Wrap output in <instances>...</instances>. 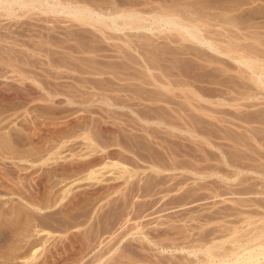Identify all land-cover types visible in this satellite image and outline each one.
I'll list each match as a JSON object with an SVG mask.
<instances>
[{
    "label": "rangeland",
    "instance_id": "rangeland-1",
    "mask_svg": "<svg viewBox=\"0 0 264 264\" xmlns=\"http://www.w3.org/2000/svg\"><path fill=\"white\" fill-rule=\"evenodd\" d=\"M163 2L164 1L156 2L157 5L162 6V8H164L163 10H168L166 8V5L168 7H170L172 5V3L170 1H165L164 3ZM184 2H186V3H184ZM188 3H189V7H186V6H188L187 5ZM173 4H174V6L172 5L171 6L172 8L171 7L170 8L174 9V10L183 11L184 7L188 8L187 9V10H189L188 12L189 13L192 12V13H191V15L189 14L190 16H188V15L187 16L188 17H194L196 19V22H200V21H198L197 18L199 15H201L202 12H203V15L207 14L209 16V17H206V19H209L212 17L217 19V21L220 19L219 20L220 22L221 21L224 22V24L221 22L223 24V26H226L225 25L226 24L225 21H227L226 19H228V20L234 19L238 29H237V27L234 29L229 24H227V27L228 26L230 27V28L228 27L229 31L232 29L230 31V33L233 31L232 34H234V32H238V34H239L238 39H240V40H238L239 43L240 44L243 43L244 45H247V44L249 45V43L250 44L255 43L254 47L256 49H259L257 51V56H258L259 51H260L259 55L261 54L262 50L264 51V44H263L264 43V0H176L175 2H173ZM190 5H193V7ZM173 7H176L178 9H175ZM179 7H180V9H179ZM192 8H194L195 10ZM193 10H194V12H193ZM196 10L198 11V13ZM22 12H24V11H22ZM22 12L19 9L14 13L15 16L11 15L12 17H10V16L7 17V15L6 16L0 15V36L2 35L1 36L2 39L0 38V40H2V41H0V58H1L0 59V117H1L0 118V125H1L0 126V264H171L172 260H173L172 264H177V263L178 264H193V263L194 264H202L201 258L203 256L199 252L201 250H199V248H197V250H196V248H192L193 244H194V246H196L198 244L199 245L202 244V242L203 243L205 242L204 244L206 245L209 238H210V240L208 242L209 244L206 246H209L210 243L213 244L215 242L214 244H217V243L219 244V243H222L221 241H223L225 246H224V244H222V245L224 246L225 249H228L231 245L230 242H228L229 237H230V241H232L231 239L234 237L232 234H234V232L235 233L238 232L237 233L238 236L235 235V237L237 236V237H241V239L242 238L245 239V240L242 239V241L240 240L242 242V244H245V242L243 243V241H246V243H247L246 239L251 237L248 235H251L252 234L251 232L254 233V231H256V227H259L258 225H260L264 221V219L261 221V219L264 217V209H263L264 204H262V201L264 200L263 199L264 198V194H263L264 193L263 192L264 191V186H263L264 184H262V183H264V174H263L264 173V170H263L264 166L262 167V165H264V136H263L264 135V125L260 124L259 121H257L256 119L253 118L254 113H255L254 114L255 116L257 115L256 112H254V111H257V113L259 112V114L261 112H263V113H261V115L264 116V88H259L258 90L253 88V91L256 90L259 94L255 91L256 95L251 96L249 99H246V100L242 99V100H239V101L234 103L232 99H233V97L234 98L236 97L235 94L234 93L233 94L232 93L227 94L228 89L226 87L220 86L217 83L214 84L213 82H216V81L219 82V80H217V79H220L221 81H223L225 77H228V74L230 72L229 76L232 75L231 77L234 79V81L237 78L236 82L239 83V81H240V84H239L240 86H242V85L244 86L245 83H246L245 86H247L248 84H250L252 86L253 83L249 80H246V81L243 80L245 83L241 84L242 79H238L236 71L234 72V70H236L235 67H237V64L232 59L230 60V58H227L226 56L219 55V57L224 58L223 61L225 60L226 63H228V64H226V66L228 65V67L229 66L230 67L235 66V67H234V69H233V67H231V71L227 72L228 74L225 73L224 76L223 75L217 76L218 73L217 74L215 72L212 73V70H211L212 67L216 68L218 66V64H212L213 66L210 65V66H208V68H205V67H207L205 65V64H207L205 61L202 60L203 61L202 62L200 60V63H199V61H198L199 59H196V57H194L195 55L193 52H195V51H193V49H192L193 52H191L190 56H189V53L186 56H185V54H181V55L177 54L176 63L178 65L176 63H174V66H175V64L177 66V67H174L173 65H171V63L174 62L176 55H173V57L174 56L175 57L173 58L174 60L172 62H171V58H172L171 55L175 54L177 52L180 53L179 49H181V45L184 46V48L186 47L185 45H187V47L185 48L186 50H187V48H190L191 47V45L189 44L190 42L187 41L185 44L180 39L174 40L178 35L176 36L174 34L176 36V37H174V35H172L174 32L172 33L171 30H169V31L167 30L169 33H171V34H168V32L166 31L167 28L166 29H165V27L163 28L162 24H157L156 21L153 20L154 15L151 13H147V12L144 13V14H146V16L143 14L144 17L146 18V23L148 22L146 24L147 27L150 28L152 26V22H153V23L157 24V25L154 24V26L163 32H160L159 30L155 29L154 26H153L154 29L151 27L150 29L146 28L144 30L143 29L139 30V34H137L138 33L137 30H134L135 32L132 30L134 33L129 31V33H131L132 35L134 34L135 37L141 38L137 41L136 38L134 37L133 39H134V41L136 40V42H133V41H128L127 39H129V38L123 39L124 37L129 36L131 38L129 40H133L131 35H129V33H127V35H125L124 33L119 32V33H116V35L118 34L116 36L115 33L112 34V32H109V31H107L108 35H106L107 34L106 32L104 34L106 35V37L109 36V38L112 36L113 39L107 40L108 38L106 39L105 37H103V36H105L104 34L101 33L103 35V36H101L99 31L94 30L95 28L94 29H93V27L89 28L90 25L89 26L83 25V24H80L79 22L73 21L72 19H71L72 20L71 21L69 17H67V16L65 17L64 15H58V16L57 15H51V14L43 15L41 13H38V11H32L33 13L32 12L22 13ZM199 12H201V13H199ZM179 13L182 14V12H179ZM179 13H177V14L179 15ZM177 14L175 16L180 18V15L178 16ZM183 14H185V13H183ZM196 14L197 15L199 14V15L197 16ZM195 15H196V17H195ZM31 16H32V18H31ZM48 16H49V18H48ZM184 16L185 15H183V17L181 16V18H180L181 21H183V20H185V18H187V16H185V17ZM65 18H67V19H65ZM182 18H184V19H182ZM199 18H200V20H202L204 18V16L202 17V15H201ZM206 19H205V21H206ZM20 20H21V22H20ZM17 21H18V23H17ZM185 21H187V20H185ZM185 21H183V22L185 23ZM35 23H36V26H35ZM70 23H71V26H70ZM200 23H202V22H200ZM212 23H213V21H212ZM221 23H220V25H221ZM150 24H151V26H150ZM52 25H53V27H52ZM159 25H160L161 29L159 28ZM27 26H28V28H26ZM37 26L39 27V29ZM223 26H221V27H223ZM68 27L70 30L68 29ZM85 27L87 28V30ZM33 28H35V29L33 30ZM214 28L218 29L217 26ZM223 28H225V30L222 29L221 31L226 32V27H223ZM48 29H50V30H48ZM148 29L150 31L151 30L152 31L150 32ZM219 29H221V28H219ZM155 30H157L158 32ZM236 30H238V31H236ZM62 33H64V35H62ZM110 33H111V35H110ZM226 33H228V31ZM241 33H242V35H241ZM5 34H7V35L5 36ZM119 34H122V35H120L121 37L119 36ZM135 34H137V36ZM162 34H164V35H162ZM243 34H245V35H243ZM34 35H35V37H33ZM75 35H76V37L74 38ZM139 35H142V36L140 37ZM21 36H23V37H21ZM52 36H53V38H52ZM56 36H57L58 40H57ZM116 37H119V39H117ZM142 37H143V40H142ZM253 37L254 38L256 37V38L254 39ZM121 38L123 40H121ZM178 38H179V36L177 37V39ZM257 38H258V40H257ZM11 39H13V40L11 41ZM44 39H45V41H44ZM144 39H145V41H144ZM260 39H262V40H260ZM69 40H71V41H69ZM167 40L173 44L169 43ZM173 40H174V42H172ZM87 41H88V43H87ZM97 41L98 42L100 41V42L98 43ZM125 41L126 42L128 41L129 44H126ZM147 41H150V42H147ZM162 41L165 45L162 43ZM175 41L176 42L181 41V43H176ZM63 42H65V44ZM82 42L86 46L83 45V47H82V44H81ZM104 42H106V43H104ZM123 42H125L126 46ZM140 42L142 44L139 45L138 43H140ZM108 43H110V44H108ZM259 43H260V45H259ZM178 44H180V45H178ZM100 45H101V47H100ZM102 45H103V47H102ZM117 45L120 47H118ZM121 45H124L125 49ZM127 45H128V48H127ZM192 45H194V44H192ZM133 47L135 48L134 49L135 51L133 50ZM140 47H142V48L139 50L138 48H140ZM175 47L179 48V49L178 48L176 49L177 52L175 50H171V49H175ZM35 48H37V49H35ZM93 48H95L96 50ZM157 48H159V49L157 50ZM160 48H162V50ZM41 50H42V52H41ZM88 50L90 52H88ZM114 50H116V52ZM138 50L140 52H142L143 54L146 52V50H147V52L149 51L150 54H152V55L154 53V55H157L156 58L159 56L158 59H159L160 63L158 62V60H156V61L159 63V65H162L161 66L162 69L157 68V67H160L158 65V63L156 64V67H154L155 63L152 65V67H154V69L151 67H148L150 65L149 62H151V61L148 62V60H146V59H148V55L146 54L147 52L145 53L147 56L145 54L143 55V56H146L147 58L145 57V58L140 59L142 57V55H141L142 53L138 54L139 53ZM186 50H184V51H186ZM172 51H174V52H172ZM207 51H208V53L210 52L209 50H207ZM74 52H76V53L74 54ZM126 52H128L129 54H127ZM149 52H148V54H149ZM166 52H167V54H166ZM170 52H172V53L170 54ZM125 53H126V55H125ZM113 54H114V56H113ZM262 54L264 55V52H262ZM262 54H261V56H263ZM62 55H63V57H62ZM69 55H70V57H69ZM129 55H130V57L128 60V59H126V57ZM135 55H136V57H135ZM160 55H162L164 57L161 56V58H160ZM178 55H180V56H178ZM83 56L86 58H84ZM138 56H141V57H138ZM2 57L4 58V60ZM185 57H187L186 58L187 60H188V57H190V58L187 61L185 59ZM69 58H71V59H69ZM262 58L264 59V56ZM143 59H145L144 61H147V62L144 63ZM179 59H181V60H179ZM195 59H196V61H195ZM58 60L60 63L58 62ZM110 60H111V62H110ZM167 60H170V61L168 62ZM18 61H20V62H18ZM67 61H69V62H67ZM80 61H82V62L80 63ZM120 61H122V63ZM225 61H224V63H225ZM37 63H38V65H37ZM124 63H125V65H124ZM138 63H140V64H138ZM146 63L148 64V66ZM168 63H170V64H168ZM186 63H187V66H184V65H186ZM203 63L205 66L203 65ZM98 64H100V66ZM151 64H152V62H151ZM193 64H197V66L193 65ZM79 65H81L82 67ZM120 65H122V66H120ZM165 65L169 68H167ZM219 65L220 66H218V67L223 66L222 64H219ZM91 66H92V68H91ZM112 66L115 67L116 69L113 68ZM134 66H135V69H134ZM180 66H181V68H180ZM18 67H20V68H18ZM36 67H38V68H36ZM88 67H90V68H88ZM102 67H103V69H100ZM109 67L110 68L112 67L115 71L112 70V68H111V70L108 69ZM131 67H133V68H131ZM163 67H166L167 69H170V70L172 69L171 67H174V69H172L173 72H176V69H177L176 73H178L180 71L183 74L190 76L189 78H191L193 80L194 88L196 87L195 89H193V91L197 94H199V92H200L199 95L201 96V98L197 97V96H199L197 94H196L197 96L195 95L197 97L196 98L194 96V94H192L193 92L190 93V95H191L190 97H192L191 99H193V100H194V98H195V100L197 99L195 102L193 100H191V105H190L191 107L189 106L190 108L187 107L188 106L187 104L184 105L186 107L182 106V104L181 105L178 104V103H180L181 100L183 101V99H182L183 96L178 94L179 90H180L179 93L182 92V90H181L182 88H180V89L177 88L178 90L173 89V88L167 90L166 89L167 85L166 86L163 85L164 82H166L165 79L162 81H160L161 78H159V79L157 78L158 80L154 79L155 76L156 77L158 76V72L160 73L159 69L163 70ZM186 67H187V69H186ZM192 67H194V68H192ZM75 68H77V70ZM128 68H129V70H128ZM195 68H197V69H195ZM99 69L101 70V72ZM157 69L159 71H156ZM180 69H182V71ZM190 69H192V70H190ZM132 70L133 71L135 70V71L133 72ZM150 70H152V71L150 72ZM164 70H166V69H164ZM194 70H195V72H194ZM52 71H54V72H52ZM91 71H95V72L92 73ZM106 71L109 73L105 74ZM119 71H120V73H119ZM208 71H210V72H208ZM27 72H29V73H27ZM110 72H111V74H110ZM141 72H143V73H141ZM198 73H200V74L198 75ZM38 74H39V76H38ZM124 74H127L128 77ZM131 74L132 75L135 74L134 75L135 77L133 78V76H131ZM154 74H156V75H154ZM68 75H69V77H68ZM114 75H116V76H114ZM213 75H214V77H213ZM11 76H12V78H11ZM81 76H82V78H81ZM120 76H121V78H120V80H118ZM193 76H195V77H193ZM234 76H236V78H234ZM32 77H34V78H32ZM46 77H48V78H46ZM115 77H117V78H115ZM143 77H144V79H142ZM220 77L221 78L223 77V78L221 79ZM88 78H89V80H88ZM197 78H199V79H197ZM85 79H87V80H85ZM95 79L97 81H95ZM105 79H106V81H105ZM153 80H156L158 82L153 81ZM197 80H199V82L203 81L200 83L204 86H201V84ZM210 80H211V82H209L210 83L209 84L208 81H210ZM91 81H92V83H91ZM146 81H148L149 83ZM159 81L162 82L163 84L159 83ZM6 82H7V84H6ZM113 82H114V84H113ZM150 82H154V84H152V83L150 84ZM126 83L128 84V86ZM138 83L140 86L138 85ZM11 84H12V86H11ZM53 84H55V85H53ZM75 85L78 86V88ZM85 85H86V87H85ZM66 86H67V88H66ZM114 86H116V87H114ZM121 86L126 90H123V88ZM136 87H138V88L140 87L139 88L140 90L137 89L138 91H136V89H134ZM156 87H158V90H156L157 89ZM199 87L201 88L203 93ZM127 88L129 89L130 92L128 91ZM117 89H119V90H117ZM159 89H161L163 92ZM222 89H225L227 91V92L225 91L227 94V97H226L227 99H228V95L230 96L232 94L230 96L231 100H229L230 98L226 101L224 100V99H226L224 97L226 95H225L224 90L222 91ZM250 89L252 90V88H250ZM84 90H86V91H84ZM121 90H123V91H121ZM154 90L162 92L161 93L162 96H161V94H158V92H155ZM169 90H172V91H170L172 93H170ZM204 90H205V92H204ZM245 90H246V88H244V91ZM248 90L249 89L247 87V91ZM62 91H63V93H61ZM133 91L134 92L136 91L139 93L136 94V92L134 93ZM141 91H143V92H141ZM166 91L170 94L175 95V96L172 97L173 95L168 94ZM173 91L175 92V94ZM164 92H165L166 98H165V95L163 94ZM67 93H69V94H67ZM106 93H108V94H106ZM123 93H125V94H123ZM155 93L157 95H160L157 99H155L157 97V95ZM221 93L224 94V96ZM13 94L15 96H13ZM65 94H66V96H65ZM119 94H121V95H119ZM126 94H127V97L125 96ZM177 94L179 96H181L182 98L181 97L178 98ZM130 95H131V97H130ZM116 96H117V100H116ZM121 96L123 98H121ZM124 96H125V98H124ZM144 96L147 98H144ZM169 96H171V97H169ZM13 97H14V99H13ZM118 97L120 98V100L118 99ZM175 97H177L179 100ZM221 97H223L224 99L221 100ZM71 98H72V100H71ZM149 98H151V99H149ZM162 98H163L164 102H163ZM167 98H171L170 99L171 101H168L169 99H167ZM17 99H18V101H17ZM112 99H113V101H112ZM122 99H124V100H122ZM157 100H158V102H157ZM172 100L173 101L175 100L174 103L172 102ZM121 101L124 102V105ZM132 101H133V103H132ZM166 101L169 103L172 102L173 104L172 103L169 104ZM184 101L182 102L183 104L185 103ZM127 102H129V103H127ZM135 102H138L139 104H137ZM153 102H155V103H153ZM192 102H193V105H192ZM207 102L210 103L209 106H208ZM117 103H118V105H117ZM121 103H122V105H121ZM197 103H199V104L202 103V104H200L201 105L200 106ZM242 103H245V104H242ZM251 103H252V106H251ZM261 103H263V105ZM158 104L161 106L164 105V106H162V108H163L162 110H161V106L159 107ZM211 104H213V106ZM234 104L235 105L240 104V106L241 105H245V106H241V107L239 106L238 107V108H240V110H239L238 108H236L237 105L235 106ZM155 105H157L158 108H156ZM177 105H178V107H177ZM143 106H144V108H143ZM153 106L155 108H153ZM192 106L194 107V109ZM146 107H148V108H146ZM179 107H181L182 109H179ZM195 107H197V108H195ZM204 107L205 108L207 107V108L204 109ZM208 107H209V109H208ZM213 107H215V108L213 109ZM152 108H153V110H151ZM186 108L188 109V112H187ZM219 108H222V111H224V112H222L221 109H219ZM89 109H90V111H89ZM111 109H112V111H111ZM147 109L149 112H147ZM155 109H160V110H155ZM164 109H166V110H164ZM176 109L178 110L177 113L175 111ZM189 109H192V110H189ZM201 109H202V111H201ZM215 109H216V112H214V115L216 113L215 116L218 120L215 118V116L213 115V112H212V111H215ZM236 109L239 112H236ZM123 110H124V112H123ZM181 110H183V111H181ZM209 110H210V112H209ZM225 110H226V115H225ZM141 111H143V112H141ZM153 111L156 114H154ZM184 111H186V114L189 115V117L185 114ZM206 112H207V114H206ZM217 112H219V114ZM232 112H234V113H232ZM147 113H149V114H147ZM183 113L185 114V117H184ZM240 113H241V115H240ZM249 113H251L252 115ZM110 114H112V115L110 116ZM177 114H179V115H177ZM180 114L181 115L183 114V115L181 116ZM237 114H239V115H237ZM248 115H250V116H248ZM179 116L182 118H180ZM242 116L243 117L246 116V118L244 117V119H243ZM202 117L203 118L205 117V118L203 119ZM251 117L256 121L253 122L254 120ZM192 118H194L195 120ZM3 119H5V120H3ZM238 119L241 120V122ZM246 119L248 121L250 120V122L246 121ZM251 119H252V121H251ZM123 121H124V123H123ZM170 121L173 122L172 123L173 127L170 126L171 125ZM201 122H202V124H201ZM232 122H234V123H232ZM242 122H244V123H242ZM251 122H253L254 124ZM130 124L133 126V129H132V126ZM141 124L143 125V127ZM179 124H181V125H179ZM233 125H235V126H233ZM255 125H257V126H255ZM224 126H226V127H224ZM191 127H193V128H191ZM119 128L121 129V132H120ZM196 128L198 130H196ZM216 128H218V129H216ZM246 128H248V129H246ZM252 128H253L254 132L252 131ZM126 129H129V130H126ZM222 129H223V131H219ZM135 130H136V132H135ZM155 130H157V131H155ZM192 131H194V132L197 131V132L194 133ZM198 131H200V133ZM151 132L153 135L150 134ZM168 132H169V134H168ZM204 132H205V134H203ZM225 132H227V133H225ZM236 132H238V133H236ZM224 133H225V135H224ZM248 133H249V135H248ZM231 134H233V135H231ZM31 135L34 137L32 138ZM147 135H148V137H146ZM165 135H166V137H165ZM182 135H183V137H182ZM222 135H224V136L222 137ZM247 135L250 136V138L247 137ZM97 136L100 137V139H97L98 138ZM142 136H144V137H142ZM176 136H178V137L176 138ZM254 136L257 138L255 139ZM93 137H94V139H93ZM118 137H119V139H118ZM145 137H146V139H145ZM195 137H197V138L195 139ZM127 138H129L130 141ZM143 138H144V140H143ZM85 139H87L88 141H86ZM258 139H259V141H258ZM104 140H107V142ZM113 140H114V142H113ZM136 140L138 141L139 144L136 142ZM246 140H248V142ZM151 141H153V143ZM236 141L238 143H236ZM250 141H251V143H250ZM111 142H112V145H111ZM141 142H142V144H141ZM187 142L189 144H187ZM206 143H207V145H206ZM178 144L180 145V147ZM212 144H215V145H212ZM146 145H148V146H146ZM164 145H165V147H164ZM221 145L225 146V148L221 149L222 148ZM253 145H255L256 147ZM106 146H108V147H106ZM144 147H145V149H143ZM253 147H254V149H253ZM165 148H168L169 151H167L168 149H165ZM181 148H183V149H181ZM174 149H175V151H174ZM228 149H229V151H228ZM136 150H137V152H136ZM205 150H206V152H203ZM239 150H241V152ZM170 151L172 154L168 153ZM105 152H106V154H105ZM120 152H123V153H120ZM156 152H157V154H156ZM212 152L214 155L211 154ZM235 153L237 155L239 154V156H237ZM241 153H243V154H241ZM181 154H182V156H181ZM233 154H234V156H233ZM118 155H119V157H118ZM218 155H221V156H218ZM235 155H236V157H235ZM171 156H172V158H171ZM229 156H230V158H229ZM240 156H243V158H240ZM244 156H245V158H244ZM156 157H157V159H156ZM213 157H215V158H213ZM252 157H254V160L252 159ZM177 158H178V160H177ZM179 158L181 161L179 160ZM200 159L205 160V161H201ZM214 159H217V160H214ZM246 159H248V160H246ZM250 159H252L253 161ZM144 160H146V161L149 160V162H146ZM157 160H159V161H157ZM237 160L239 162H237ZM240 160H242L243 163ZM151 161H152V163H151ZM199 161H201V162H199ZM175 162L178 164H176ZM189 162H190V164H189ZM207 162L208 163L210 162L212 164H210V163L208 164ZM185 164H188L187 166H189V165L190 166L187 167ZM242 164L245 165L247 168L244 167ZM169 165H171L173 167H174V165H176L178 170L177 169L170 170L172 168ZM240 165H241V167H240ZM183 166H184V168H183ZM191 166H192V169H191ZM215 166H217V167L213 168ZM162 167L164 169H162ZM180 167H181V169H180ZM168 168H170V169H168ZM206 168H208V169H206ZM226 168H227V170H226ZM194 170H196V171L198 170L199 172L197 171L198 172L197 173ZM202 171H204V172L206 171V172L204 173ZM230 172H231V174H230ZM249 175H250V177H249ZM174 176L176 177V180L178 182H176V180L173 179V178H175ZM251 176H253L252 177L253 180L251 179ZM255 176H258V177L256 178ZM152 177H153V179H152ZM213 178L215 180H213ZM238 178H240V180ZM172 181H174V182H172ZM258 181H260V182H258ZM195 183H196V185H195ZM159 184H160V186H159ZM172 185H173V188H172ZM246 185H248V186H246ZM261 185H262V187H261ZM151 186L152 187L154 186V187L152 188ZM226 186H227V188H226ZM192 188H193V190H192ZM209 188L210 189L214 188V189L210 190ZM255 188H257V189H255ZM148 189H149V191H148ZM153 189H155V190L153 191ZM187 189L189 191H187ZM166 191H167V193H166ZM258 191H260V192H258ZM154 192H156V193H154ZM219 192H221V193H219ZM205 194H206V196H205ZM218 194H220V195H218ZM203 195L205 197H203ZM244 195L246 197H244ZM260 195H262V196H260ZM251 196H252V198H251ZM237 197H239V198H237ZM240 197H241V199H240ZM202 198H204V199H202ZM233 198H236V199H233ZM245 198H246V200H245ZM157 199H159V200H157ZM237 200L238 201L242 200V201L240 203ZM250 200L251 201L253 200L252 202H255L256 204L252 203ZM192 201H193V203H192ZM235 201H236V203H235ZM246 201H249V203ZM155 202H157V203H155ZM243 202H244V204H242ZM259 204H260V206H259ZM262 206H263V208H262ZM239 208H241V209H239ZM250 210H251V212H250ZM259 211L262 212L263 214L259 213ZM245 212H247V213H245ZM255 212H257V213H255ZM186 213L189 215H187ZM228 213H230V214H228ZM214 214L216 215V217L214 216ZM220 214H223V215L221 216ZM236 214H238V215H236ZM205 215H207V216H205ZM236 217L237 218L239 217L238 218L239 220ZM227 218H229V220ZM235 218H236V220H235ZM257 218H259L260 220ZM212 219H214V220H212ZM227 220H228V222H226ZM252 220H253V222H252ZM211 221L212 222L214 221L215 223L214 222L212 223ZM203 222H205V223H203ZM232 225H234V226H232ZM247 225L249 227H247ZM250 226H252V227H250ZM261 226L262 227L264 226V222L261 224ZM228 227H230V228H228ZM236 227L238 229L237 231H236ZM167 228H168V230H167ZM211 228H214V229L216 228V229L214 230ZM232 228H233V230H232ZM250 228H251V231H250ZM201 230L204 232H202ZM227 231H228V234H227ZM243 231H245L247 234H245ZM197 232H199L200 234H198ZM190 233H191V235H190ZM248 233H251V234H248ZM263 234H264V232L262 233V235ZM213 235H215V236L213 237ZM217 235H218V237H217ZM231 235L233 236L232 238H231ZM245 235L248 237L246 238ZM203 237H205V238H203ZM212 237L215 239H213ZM263 237H264V235H263ZM263 237H261V238H263ZM220 238H223V240L221 239V241H220ZM203 239H207V241L203 240ZM237 239L239 240V238H237ZM192 240H194V241H192ZM216 241H217V243H216ZM218 241H220V242H218ZM172 242H173V244H172ZM193 242H195V243H193ZM225 242H227V243H225ZM179 243H181V244H179ZM248 246H249V244H248ZM231 247H232V245H231ZM181 248H183V249H181ZM195 251L197 252L196 255H195ZM173 256H175V257H173ZM262 261H263V259H260V262H262ZM181 262H183V263H181Z\"/></svg>",
    "mask_w": 264,
    "mask_h": 264
},
{
    "label": "bare ground",
    "instance_id": "bare-ground-1",
    "mask_svg": "<svg viewBox=\"0 0 264 264\" xmlns=\"http://www.w3.org/2000/svg\"><path fill=\"white\" fill-rule=\"evenodd\" d=\"M162 2V1H170L171 3H172V5L174 6V4H173V2H175L176 0H0V15L2 16V15H4V16H6L7 15V17H12V16H15L14 15V13L17 11V10H21V12L22 11H24V12H26V13H30V12H32V11H38V13H41V14H43V15H49V14H51V15H64L65 17L67 16V17H69L70 18V20L72 19L73 21H76V22H79L80 24H83V25H90L89 26V28L91 27H93V29L94 30H96V31H99L100 32V34L102 33V34H104L105 32L107 33L106 35H108V32L107 31H109V32H112V34H114L115 33V35H116V33H124L125 35H127V33H129V31L130 32H133L134 30H137V34H139V30H144V29H146V28H149V27H147V23H146V18L144 17V15L146 16V14H144V13H151V14H153L154 15V21H156V23L157 24H162L163 25V28L165 27V29H166V31L168 30H171L172 31V35H178L179 36V38L177 39V37L174 35V37H176L174 40H182L185 44H186V42L188 41V42H190L189 44L191 45V47L190 48H187V50L185 49L186 47H187V45H185L186 47L184 48V46H182L181 45V49H179L178 47V49L180 50V53L179 52H177L176 51V47H175V49H171V50H175L177 53H175V54H172L171 55V62L174 60L173 58L175 57H173V55H176V58H175V60H174V62L173 63H171V65H173L174 66V63H176V60H177V54H185V56L189 53V56H190V54H191V52H193V51H195V52H193L194 53V57H196V59H199L198 61H199V63H200V60L202 61H205L207 64H205L207 67H205V68H208V66H210V65H212V64H218V66H220L219 64H222L223 66L222 67H218L217 65V67L216 68H213L212 66V73L213 72H215L216 74H217V76L218 75H223L224 76V74L225 73H227V72H229V71H231V67H233V69H234V67L235 66H229L228 67V65L226 66V64H228V63H226V61H225V63H224V61H223V57L221 58V57H219V55H221V56H226L227 58H230V60L232 59L236 64H237V67H235L236 68V70H234V72L236 71V73H237V77H238V79H242V83L241 84H243V83H245L243 80H249V81H251L252 83H253V85L251 86L250 84H248L247 86H245V84H244V86L242 87V86H240L239 84H240V81H239V83H237L236 82V76H234V78H236L235 79V81H234V79L231 77L232 75H230L229 76V74H230V72H229V74H228V77H225L224 78V80L223 81H221L220 79H217V80H219V82L218 81H216V82H213L214 84L215 83H217V84H219L220 86H224V87H226L228 90V92L225 90V89H222V91L224 90V92L226 91L227 92V94L228 93H234L235 94V98L233 97V102L235 103V102H237V101H239V100H242V99H244V100H246V99H249L251 96H254V95H256L255 93L257 92L256 90H258L259 88H264V59L262 58L264 55L262 54V52H264L263 50H262V52H261V54L263 55V56H261V54L259 55V52H258V56L260 57H258L257 56V51L259 50V49H256L255 47H254V44H250L249 43V45L247 44V45H244L242 42V44H240L239 43V41L238 40H240V39H238V37H239V34H238V32H234V34H232V32L230 33V31L232 30H228L229 28L227 27V24H229V25H231V27H233L234 29L237 27L236 26V22H235V20L233 21V20H228V19H226L227 21H225L226 22V26H223V24H224V22L223 21H217V19H215L214 17H212V18H209V19H206V17H209L207 14H205V15H203V12L201 13V12H199V13H201V15H202V17L204 16V22L202 21V20H200V16L201 15H197L198 16V21H200V22H202V23H200V22H196V19L194 18V17H188V16H190L191 15V13H189L188 11L189 10H187L188 8H186V7H189V3L187 4L188 6H186V7H184V9H183V11H178V10H174V9H171L172 7V5L170 6V7H168L166 4V8L168 9V10H163L164 8H162V6H159V5H157L156 4V2ZM163 2V3H164ZM177 3V2H176ZM184 3H186V2H184ZM160 4V3H159ZM182 4V3H181ZM161 5V4H160ZM163 5V4H162ZM180 5V4H179ZM185 6V5H184ZM190 6H192L193 7V5H190ZM177 7V6H176ZM176 7H173V8H175V9H178V8H176ZM182 8V7H181ZM179 9H180V7H179ZM192 9H194V8H192ZM195 10V9H194ZM194 10H193V12H194ZM191 11V10H190ZM197 11V10H196ZM24 12H22V13H24ZM179 12H182V14H180ZM33 13V12H32ZM177 13H179V15H180V18H181V16L183 17V15H185V16H187V18H185V20H187V21H185V20H183V21H185V23L183 22V21H181V19L179 18V17H176L175 15L177 14ZM183 13H185V14H183ZM196 13V12H195ZM194 13V14H195ZM197 13H198V11H197ZM18 14V13H17ZM35 14V13H34ZM144 14V15H143ZM190 14V15H189ZM209 14V13H208ZM12 15V16H11ZM19 15V14H18ZM150 15V14H149ZM152 15V16H153ZM178 15V14H177ZM178 15V16H179ZM193 15V14H192ZM196 15H195V17H196ZM3 16V17H4ZM37 16V15H36ZM184 16V17H185ZM42 17V16H41ZM62 17V16H61ZM19 18V17H18ZM21 18V17H20ZM31 18H32V16H31ZM48 18H49V16H48ZM51 18V17H50ZM54 18V17H53ZM58 18V17H57ZM148 18V17H147ZM220 18V17H219ZM232 18V17H231ZM234 18V17H233ZM17 19V18H16ZM29 19V18H28ZM36 19V18H35ZM65 19H67V18H65ZM149 19V18H148ZM182 19H184V18H182ZM205 19H206V21H205ZM236 19V18H235ZM8 20V19H7ZM6 20V21H7ZM56 20V19H55ZM71 20V21H72ZM222 20V19H221ZM29 21V20H28ZM27 21V22H28ZM54 21V20H53ZM70 21V22H71ZM212 21H213V23H212ZM237 21V20H236ZM20 22H21V20H20ZM33 22V21H32ZM219 22V23H218ZM17 23H18V21H17ZM31 23V22H30ZM45 23V22H44ZM151 23V22H150ZM156 23H153L152 22V26H151V24H150V26L153 28V26H154V24H156ZM220 23H221V25H220ZM56 24V23H55ZM79 24V25H80ZM156 24V25H157ZM7 25V24H6ZM26 25V24H25ZM30 25V24H29ZM38 25V24H37ZM54 25V24H53ZM53 25H52V27H53ZM73 25V24H72ZM82 25V26H83ZM35 26H36V23H35ZM65 26V25H64ZM70 26H71V23H70ZM218 27V29H216V28H214V27ZM221 26H223V27H226V32L228 31V33H226L225 31H221L222 29L223 30H225V28H223V27H221ZM12 27V26H11ZM38 27V26H37ZM51 27V28H52ZM76 27V26H75ZM150 27V28H151ZM155 27V26H154ZM158 27V26H157ZM7 28V27H6ZM26 28H28V26L26 27ZM49 28V27H48ZM63 28V27H62ZM86 28V27H85ZM149 28V29H150ZM159 28H160V25H159ZM219 28H221V29H219ZM18 29V28H17ZM35 28H33V30H34ZM38 29H39V27H38ZM42 29V28H41ZM57 29V28H56ZM68 29H69V27H68ZM73 29V28H72ZM78 29V28H77ZM83 29V28H82ZM92 29V30H93ZM148 29V30H149ZM154 29V28H153ZM155 29H157V30H159L158 28H156L155 27ZM161 29V28H160ZM237 29H238V27H237ZM19 30V29H18ZM48 30H50V29H48ZM70 30V29H69ZM86 30H87V28H86ZM133 30V31H132ZM157 30H155V31H157ZM163 30V29H162ZM5 31V30H4ZM10 31V30H9ZM12 31V30H11ZM36 31V30H35ZM40 31V30H39ZM54 31V30H53ZM80 31V30H79ZM128 31V32H127ZM147 31V30H146ZM150 31V30H149ZM152 31V30H151ZM150 31V32H151ZM160 32H163V31H161V30H159ZM167 31V32H168ZM235 31V30H234ZM236 31H238V30H236ZM240 31V30H239ZM14 32V31H13ZM19 32V31H18ZM64 32V31H63ZM66 32V31H65ZM73 32V31H72ZM75 32V31H74ZM89 32V31H88ZM98 32V33H99ZM135 32V31H134ZM133 32V33H134ZM158 32V31H157ZM165 32V31H164ZM12 33V32H11ZM32 33V32H31ZM57 33V32H56ZM60 33V32H59ZM97 33V32H96ZM156 33V32H155ZM237 33V34H236ZM13 34V33H12ZM22 34V33H21ZM24 34V33H23ZM54 34V33H53ZM101 34V36H103ZM137 34H135L136 36H137ZM145 34V33H144ZM168 34H171V33H169L168 32ZM4 35V34H3ZM7 34H5V36H6ZM17 35V34H16ZM31 35V34H30ZM29 35V36H30ZM49 35V34H48ZM61 35V34H60ZM62 35H64V33H62ZM71 35V34H70ZM105 35V34H104ZM106 35L105 36H103V37H105L107 40H110V39H113V37L111 38H109V36H107L106 37ZM110 35H111V33H110ZM118 35V34H117ZM116 35V36H117ZM120 35H122V34H119V36ZM129 35H131V37H132V39L135 37L134 36V34L132 35L131 33H129ZM152 35V34H151ZM154 35V34H153ZM162 35H164V34H162ZM238 35V36H237ZM241 35H242V33H241ZM243 35H245V34H243ZM2 36V35H1ZM1 36H0V38H1ZM10 36V35H9ZM38 36V35H37ZM42 36V35H41ZM44 36V35H43ZM79 36V35H78ZM92 36V35H91ZM94 36V35H93ZM100 36V35H99ZM140 37L142 36V35H139ZM138 36V37H139ZM169 36V35H168ZM167 36V37H168ZM16 37V36H15ZM18 37V36H17ZM21 37H23V36H21ZM33 37H35V35L33 36ZM70 37V36H69ZM76 37V35L74 36V38ZM115 37V36H114ZM121 37V36H120ZM241 37V36H240ZM247 37V36H246ZM12 38V37H11ZM40 38V37H39ZM44 38V37H43ZM52 38H53V36H52ZM56 38H57V36H56ZM64 38V37H63ZM82 38V37H81ZM95 38V37H94ZM117 39H119V37H116ZM126 38H129V39H131L129 36L128 37H124L123 39H126ZM136 38V40L138 41L139 39H141V38H137V37H135ZM145 38V37H144ZM169 38V37H168ZM167 38V39H168ZM254 38V37H253ZM256 38V37H255ZM254 38V39H255ZM2 39V38H1ZM4 39V38H3ZM8 39V38H7ZM16 39V38H15ZM32 39V38H31ZM42 39V38H41ZM46 39V38H45ZM45 39H44V41H45ZM122 38H121V40H123ZM129 39H127L128 41H133V42H136V40L134 41V39L133 40H129ZM155 39V38H154ZM153 39V40H154ZM244 39V38H243ZM247 39V38H246ZM253 39V40H254ZM263 39V38H262ZM262 39H260V40H262ZM9 40V39H8ZM13 39H11V41H12ZM17 40V39H16ZM22 40V39H21ZM34 40V39H33ZM57 40H58V38H57ZM67 40V39H66ZM76 40V39H75ZM87 40V39H86ZM142 40H143V37H142ZM174 40L172 41V42H174ZM257 40H258V38H257ZM0 41H2V40H0ZM19 41V40H18ZM36 41V40H35ZM47 41V40H46ZM62 41V40H61ZM69 41H71V40H69ZM93 41V40H92ZM126 42V44H129V42ZM144 41H145V39H144ZM152 41V40H151ZM160 41V40H159ZM168 41V40H167ZM39 42V41H38ZM37 42V43H38ZM43 42V41H42ZM49 42V41H48ZM78 42V41H77ZM84 42V41H83ZM83 42L81 43L82 44V47H83ZM86 42V41H85ZM98 42V41H97ZM100 42V41H99ZM98 42V43H99ZM125 42H123L124 44H125ZM147 42H150V41H147ZM157 42V41H156ZM169 42V41H168ZM176 42V41H175ZM260 42V41H259ZM53 43V42H52ZM64 44H65V42H63ZM87 43H88V41H87ZM91 43V42H90ZM104 43H106V42H104ZM112 43V42H111ZM119 43V42H118ZM154 43V42H153ZM162 43H163V41H162ZM169 43H171V42H169ZM176 43H181V41H177ZM224 43V44H223ZM263 43V42H262ZM9 44V43H8ZM12 44V43H11ZM36 44V43H35ZM43 44V43H42ZM45 44V43H44ZM48 44V43H47ZM46 44V45H47ZM108 44H110V43H108ZM113 44V43H112ZM117 44V43H116ZM121 44V43H120ZM119 44V45H120ZM126 44H125V46H126ZM139 45L140 44H142L141 42L140 43H138ZM164 44V43H163ZM168 44V43H167ZM171 44H173V43H171ZM175 44V43H174ZM188 44V45H189ZM192 44H194V45H192ZM246 44V43H245ZM264 44V43H263ZM18 45V44H17ZM90 45V44H89ZM94 45V44H93ZM135 45V44H134ZM151 45V44H150ZM165 45V44H164ZM178 45H180V44H178ZM189 45V46H190ZM259 45H260V43H259ZM262 45V44H261ZM21 46V45H20ZM63 46V45H62ZM76 46V45H75ZM84 46H86V45H84ZM111 46V45H110ZM118 46V45H117ZM121 46H123L124 47V49H125V46L124 45H121ZM133 46V45H132ZM158 46V45H157ZM161 46V45H160ZM188 46V47H189ZM2 47V46H1ZM7 47V46H6ZM59 47V46H58ZM68 47V46H67ZM66 47V48H67ZM94 47V46H93ZM100 47H101V45H100ZM102 47H103V45H102ZM113 47V46H112ZM118 47H120V46H118ZM154 47V46H153ZM162 47V46H161ZM172 47V46H171ZM43 48V47H42ZM45 48V47H44ZM47 48V47H46ZM86 48V47H85ZM117 48V47H116ZM122 48V47H121ZM127 48H128V45H127ZM142 47H140V48H138L139 50L141 49ZM167 48V47H166ZM259 48V47H258ZM35 49H37V48H35ZM51 49V48H50ZM68 49V48H67ZM81 49V48H80ZM88 49V48H87ZM93 49H95V48H93ZM103 49V48H102ZM123 49V50H124ZM130 49V48H129ZM135 48L133 47V50H134ZM145 49V48H144ZM151 49V48H150ZM159 48H157V50H158ZM161 50H162V48H160ZM168 49V48H167ZM183 49V50H182ZM192 49H193V51H192ZM3 50V49H2ZM40 50V49H39ZM43 50V49H42ZM42 50H41V52H42ZM83 50V49H82ZM96 50V49H95ZM94 50V51H95ZM98 50V49H97ZM104 50V49H103ZM112 50V49H111ZM138 50V51H139ZM156 50V51H157ZM184 50H186V51H184ZM207 50H209L210 52L208 53V51ZM27 51V50H26ZM34 51V50H33ZM32 51V52H33ZM49 51V50H48ZM47 51V52H48ZM52 51V50H51ZM50 51V52H51ZM64 51V50H63ZM107 51V50H106ZM115 52H116V50H114ZM118 51V50H117ZM120 51V50H119ZM122 51V50H121ZM127 51V50H126ZM130 51V50H129ZM128 51V52H129ZM135 51V50H134ZM137 51V50H136ZM165 51V50H164ZM170 51V50H169ZM182 51V52H181ZM31 52V53H32ZM46 52V51H45ZM56 52V51H55ZM78 52V51H77ZM88 52H90L89 50H88ZM93 52V51H92ZM97 52V51H96ZM128 52H126L127 54H129ZM146 52H147V50H146ZM145 52V53H146ZM149 52V51H148ZM148 52L146 53L147 55H148V59H146V60H148V62L149 61H151L152 62V64H151V62H149L150 63V65L148 66V64H147V66L148 67H151V68H153L154 69V67H156V64L159 62V59H158V57L156 58V56L157 55H154V53H153V55L152 54H150V52H149V54H148ZM155 52V51H154ZM172 52H174V51H172ZM172 52H170V54L172 53ZM24 53V52H23ZM62 53V52H61ZM76 52H74V54H75ZM126 53H125V55H126ZM140 53H142V52H140L139 51V53L138 54H140ZM144 53V54H145ZM152 53V52H151ZM159 53V52H158ZM22 54V53H21ZM45 54V53H44ZM69 54V53H68ZM124 54V53H123ZM134 54V53H133ZM143 53L141 54L142 55V57L141 56H138V57H141L140 59H142V58H145L146 56H143L144 55ZM157 54V53H156ZM163 54V53H162ZM165 54V53H164ZM166 54H167V52H166ZM43 55V54H42ZM67 55V54H66ZM90 55V54H89ZM119 55V54H118ZM132 55V54H131ZM159 55V54H158ZM180 55H178V56H180ZM2 56V55H1ZM49 56V55H48ZM53 56V55H52ZM107 56V55H106ZM113 56H114V54H113ZM133 56V55H132ZM161 56L162 55H160V58H161ZM168 56V55H167ZM183 56V55H182ZM9 57V56H8ZM17 57V56H16ZM37 57V56H36ZM59 57V56H58ZM62 57H63V55H62ZM68 57V56H67ZM69 57H70V55H69ZM73 57V56H72ZM84 57V56H83ZM82 57V58H83ZM93 57V56H92ZM99 57V56H98ZM129 57H130V55L129 56H127L126 57V59H128L129 60ZM135 57H136V55H135ZM162 57H164V56H162ZM3 58V57H2ZM20 58V57H19ZM51 58V57H50ZM77 58V57H76ZM84 58H86V57H84ZM132 58V57H131ZM134 58V57H133ZM147 58V57H146ZM187 57H185V59H186ZM189 58L190 57H188V60H189ZM1 59V58H0ZM9 59V58H8ZM25 59V58H24ZM27 59V58H26ZM38 59V58H37ZM64 59V58H63ZM69 59H71V58H69ZM88 59V58H87ZM137 59V58H136ZM163 59V58H162ZM165 59V58H164ZM168 59V58H167ZM192 59V58H191ZM196 59H195V61H196ZM3 60H4V58H3ZM12 60V59H11ZM19 60V59H18ZM53 60V59H52ZM61 60V59H60ZM67 60V59H66ZM114 60V59H113ZM120 60V59H119ZM145 59H143V61H144ZM156 60H158V62L156 61ZM179 60H181V59H179ZM187 60V59H186ZM185 60V61H186ZM187 60V61H188ZM193 60V59H192ZM54 61V60H53ZM73 61V60H72ZM136 61V60H135ZM162 61V60H161ZM168 62L170 61V60H167ZM202 61V62H203ZM9 62V61H8ZM17 62V61H16ZM18 62H20V61H18ZM38 62V61H37ZM40 62V61H39ZM58 62H59V60H58ZM65 62V61H64ZM67 62H69V61H67ZM82 61H80V63H81ZM87 62V61H86ZM110 62H111V60H110ZM118 62V61H117ZM116 62V63H117ZM121 63H122V61H120ZM125 62V61H124ZM129 62V61H128ZM127 62V63H128ZM145 62H147V61H144V63ZM166 62V61H165ZM178 62V61H177ZM190 62V61H189ZM2 63V62H1ZM14 63V62H13ZM22 63V62H21ZM26 63V62H25ZM51 63V62H50ZM57 63V62H56ZM60 63V62H59ZM155 63V64H154ZM160 63V62H159ZM159 63H158V65H159ZM9 64V63H8ZM47 64V63H46ZM55 64V63H54ZM62 64V63H61ZM65 64V63H64ZM69 64V63H68ZM67 64V65H68ZM85 64V63H84ZM95 64V63H94ZM97 64V63H96ZM103 64V63H102ZM109 64V63H108ZM119 64V63H118ZM130 64V63H129ZM132 64V63H131ZM138 64H140V63H138ZM154 64V67H152V65ZM166 64V63H165ZM168 64H170V63H168ZM177 64V63H176ZM176 64H175V66L174 67H177L176 66ZM33 65V64H32ZM37 65H38V63H37ZM63 65V64H62ZM73 65V64H72ZM92 65V64H91ZM99 66H100V64H98ZM105 65V64H104ZM103 65V66H104ZM115 65V64H114ZM124 65H125V63H124ZM167 65V64H166ZM165 65V66H166ZM178 65V64H177ZM190 65V64H189ZM193 65H196L197 66V64H193ZM192 65V66H193ZM201 65V64H200ZM203 65H204V63H203ZM204 65V66H205ZM230 65V64H229ZM233 65V64H232ZM4 66V65H3ZM19 66V65H18ZM46 66V65H45ZM79 66H81V65H79ZM102 66V65H101ZM109 66V65H108ZM107 66V67H108ZM118 66V65H117ZM116 66V67H117ZM120 66H122V65H120ZM127 66V65H126ZM146 66V65H145ZM144 66V67H145ZM160 67H157V68H161V66L162 65H159ZM170 66V65H169ZM184 66H187V63H186V65H184ZM183 66V67H184ZM6 67V66H5ZM41 67V66H40ZM68 67V66H67ZM75 67V66H74ZM73 67V68H74ZM82 67V66H81ZM106 67V66H105ZM113 67V66H112ZM111 67V68H112ZM129 67V66H128ZM147 67V68H148ZM167 67V66H166ZM163 67V70H161V69H159L160 70V73L158 72V76L156 77H154V79H159V78H161L160 79V81H162V80H164L165 79V81L166 82H164V84L162 83V82H160L159 81V83H162L163 85H167L166 86V89L168 90V89H171V88H173V89H177V88H182L181 90H182V92H180L179 93V91H178V94L179 95H182L183 96V98L181 97V96H179L178 94V98L179 97H181L182 99H183V101L185 102L184 104L180 101V103H178L177 101V103L178 104H182V106H184L185 104H187L188 106L187 107H189L190 105H191V100H193V99H191L192 97H190L191 95H190V93H192V94H194V96L197 94V93H195L194 91H193V89H195L194 88V83H193V80L191 79V78H189L190 76H188V75H185V74H183L182 72H178V73H176L177 72V69H176V72H173V70L172 69H174V67H171L172 69L170 70V69H167V68H169V67ZM199 67V66H198ZM18 68H20V67H18ZM25 68V67H24ZM36 68H38V67H36ZM62 68V67H61ZM88 68H90V67H88ZM87 68V69H88ZM91 68H92V66H91ZM98 68V67H97ZM96 68V69H97ZM111 68L109 67L108 69H110L111 70ZM113 68H115V67H113ZM112 68V70H114ZM123 68V67H122ZM131 68H133V67H131ZM180 68H181V66H180ZM192 68H194V67H192ZM204 68V69H205ZM3 69V68H2ZM1 69V70H2ZM15 69V68H14ZM23 69V68H22ZM54 69V68H53ZM67 69V68H66ZM72 69V68H71ZM76 70H77V68H75ZM100 69H103V67L102 68H100ZM99 69V70H100ZM107 69V70H108ZM116 69V68H115ZM121 69V68H120ZM134 69H135V66H134ZM140 69V68H139ZM150 69V68H149ZM156 69V68H155ZM164 69H166V70H164ZM186 69H187V67H186ZM195 69H197V68H195ZM203 69V68H202ZM210 69V68H209ZM75 70V71H76ZM81 70V69H80ZM119 70V69H118ZM117 70V71H118ZM127 70V69H126ZM128 70H129V68H128ZM158 69L156 70V71H159ZM181 71H182V69H180ZM184 70V69H183ZM190 70H192V69H190ZM6 71V70H5ZM29 71V70H28ZM49 71V70H48ZM55 71V70H54ZM54 71H52V72H54ZM85 71V70H84ZM104 71V70H103ZM115 71V70H114ZM133 71V70H132ZM135 71V70H134ZM133 71V72H134ZM152 70H150V72H151ZM155 71V72H156ZM233 71V70H232ZM8 72V71H7ZM11 72V71H10ZM57 72V71H56ZM59 72V71H58ZM66 72V71H65ZM86 72V71H85ZM92 73L93 72H95V71H91ZM100 72H101V70H100ZM122 72V71H121ZM138 72V71H137ZM148 72V71H147ZM184 72V71H183ZM188 72V71H187ZM194 72H195V70H194ZM197 72V71H196ZM208 72H210V71H208ZM3 73V72H2ZM23 73V72H22ZM27 73H29V72H27ZM26 73V74H27ZM51 73V72H50ZM61 73V72H60ZM64 73V72H63ZM87 73V72H86ZM103 73V72H102ZM108 74L109 72H105V74ZM119 73H120V71H119ZM123 73V72H122ZM121 73V74H122ZM140 73V72H139ZM138 73V74H139ZM141 73H143V72H141ZM185 73V72H184ZM214 73V74H215ZM4 74V73H3ZM33 74V73H32ZM35 74V73H34ZM48 74V73H47ZM55 74V73H54ZM69 74V73H68ZM71 74V73H70ZM98 74V73H97ZM104 74V73H103ZM110 74H111V72H110ZM113 74V73H112ZM120 74V75H121ZM146 74V73H145ZM160 74V75H159ZM200 73H198V75H199ZM205 74V73H204ZM215 74V75H216ZM232 74V73H231ZM25 75V74H24ZM37 75V74H36ZM51 75V74H50ZM123 75V74H122ZM124 75H126L127 76V74H124ZM135 74H131V76H133V78L135 77L134 76ZM154 75H156V74H154ZM194 75V74H193ZM197 75V74H196ZM195 75V76H196ZM197 75V76H198ZM208 75V74H207ZM235 75V74H234ZM34 76V75H33ZM38 76H39V74H38ZM53 76V75H52ZM62 76V75H61ZM72 76V75H71ZM114 76H116V75H114ZM195 76H193V77H195ZM226 76V75H225ZM27 77V76H26ZM68 77H69V75H68ZM92 77V76H91ZM100 77V76H99ZM125 77V76H124ZM128 77V76H127ZM141 77V76H140ZM151 77V76H150ZM192 77V76H191ZM203 77V76H202ZM213 77H214V75H213ZM231 77V78H230ZM11 78H12V76H11ZM32 78H34V77H32ZM46 78H48V77H46ZM65 78V77H64ZM79 78V77H78ZM81 78H82V76H81ZM80 78V79H81ZM102 78V77H101ZM115 78H117V77H115ZM120 78H121V76L119 77V79L118 80H120ZM153 78V77H152ZM221 78V77H220ZM223 78V77H222ZM221 78V79H222ZM57 79V78H56ZM71 79V78H70ZM79 79V80H80ZM84 79V78H83ZM109 79V78H108ZM125 79V78H124ZM129 79V78H128ZM142 79H144V77L142 78ZM147 79V78H146ZM157 79V80H158ZM197 79H199V78H197ZM207 79V78H206ZM209 79V78H208ZM15 80V79H14ZM25 80V79H24ZM41 80V79H40ZM85 80H87V79H85ZM84 80V81H85ZM88 80H89V78H88ZM104 80V79H103ZM122 80V79H121ZM130 80V79H129ZM139 80V79H138ZM201 80V79H200ZM205 80V79H204ZM23 81V80H22ZM72 81V80H71ZM95 81H97L96 79H95ZM100 81V80H99ZM105 81H106V79H105ZM113 81V80H112ZM131 81V80H130ZM143 81V80H142ZM153 81H156V80H153ZM198 82H199V80H197ZM196 81V82H197ZM206 81V80H205ZM215 81V80H214ZM44 82V81H43ZM47 82V81H46ZM102 82V81H101ZM110 82V81H109ZM135 82V81H134ZM146 82H148V81H146ZM156 82H158V81H156ZM155 82V83H156ZM200 82H203V81H200ZM199 82V83H200ZM209 82H211V80L210 81H208V83ZM25 83V82H24ZM38 83V82H37ZM67 83V82H66ZM91 83H92V81H91ZM98 83V82H97ZM100 83V82H99ZM108 83V82H107ZM128 83V82H127ZM126 83V84H127ZM131 83V82H130ZM144 83V82H143ZM149 83V82H148ZM154 84V82H150V84ZM166 83V84H165ZM206 83V82H205ZM249 83V82H248ZM6 84H7V82H6ZM52 84V83H51ZM65 84V83H64ZM71 84V83H70ZM90 84V83H89ZM113 84H114V82H113ZM121 84V83H120ZM125 84V83H124ZM149 84V85H150ZM161 84V85H162ZM201 84V83H200ZM199 84V85H200ZM210 84V83H209ZM53 85H55V84H53ZM52 85V86H53ZM62 85V84H61ZM67 85V84H66ZM72 85V84H71ZM93 85V84H92ZM98 85V84H97ZM102 85V84H101ZM100 85V86H101ZM105 85V84H104ZM123 85V84H122ZM132 85V84H131ZM135 85V84H134ZM138 85H139V83H138ZM156 85V84H155ZM159 85V84H158ZM160 85V86H161ZM198 85V84H197ZM196 85V86H197ZM206 85V84H205ZM11 86H12V84H11ZM22 86V85H21ZM51 86V87H52ZM59 86V85H58ZM76 86V85H75ZM90 86V85H89ZM127 86H128V84H127ZM140 86V85H139ZM201 86H204V85H202L201 84ZM208 86V85H207ZM20 87V86H19ZM25 87V86H24ZM45 87V86H44ZM56 87V86H55ZM74 87V86H73ZM77 88H78V86H76ZM85 87H86V85H85ZM92 87V86H91ZM109 87V86H108ZM114 87H116V86H114ZM119 87V86H118ZM122 87V86H121ZM133 87V86H132ZM146 87V86H145ZM164 87V86H163ZM175 87V88H174ZM210 87V86H209ZM215 87V86H214ZM247 87H248V91H247ZM30 88V87H29ZM53 88V87H52ZM51 88V89H52ZM66 88H67V86H66ZM70 88V87H69ZM68 88V89H69ZM82 88V87H81ZM96 88V87H95ZM104 88V87H103ZM120 88V87H119ZM123 88V87H122ZM140 88V87H139ZM138 87H136V88H134V89H136V91H138L137 89H139ZM150 88V87H149ZM157 89L156 90H158V87H156ZM200 88V87H199ZM216 88V87H215ZM244 88H246V90L244 91ZM250 88H252V90L250 89ZM253 88L254 89H256L255 91H253ZM55 89V88H54ZM61 89V88H60ZM67 89V90H68ZM85 89V88H84ZM91 89V88H90ZM128 89V88H127ZM131 89V88H130ZM133 89V90H134ZM172 89V90H173ZM186 91H185V90ZM210 89V88H209ZM213 89V88H212ZM220 89V88H219ZM22 90V89H21ZM66 90V89H65ZM99 90V89H98ZM97 90V91H98ZM101 90V89H100ZM113 90V89H112ZM117 90H119V89H117ZM123 90H126V89H124L123 88ZM123 90H121V91H123ZM140 90V89H139ZM143 90V89H142ZM152 90V89H151ZM159 90H161V89H159ZM172 90H169V92L170 91H172ZM178 90V89H177ZM200 90H201V88H200ZM208 90V89H207ZM206 90V91H207ZM215 90V89H214ZM221 90V89H220ZM53 91V90H52ZM64 91V90H63ZM63 91L61 92V93H63ZM80 91V90H79ZM83 91V90H82ZM84 91H86V90H84ZM88 91V90H87ZM128 91H129V89H128ZM127 91V92H128ZM132 91V90H131ZM135 91V92H136ZM147 91V90H146ZM145 91V92H146ZM149 91V90H148ZM155 91V90H154ZM153 91V92H154ZM162 91V90H161ZM202 91V90H201ZM217 91V90H216ZM215 91V92H216ZM49 92V91H48ZM54 92V91H53ZM76 92V91H75ZM95 92V91H94ZM93 92V93H94ZM117 92V91H116ZM130 92V91H129ZM134 92V91H133ZM132 92V93H133ZM134 92V93H135ZM141 92H143V91H141ZM140 92V93H141ZM151 92V91H150ZM149 92V93H150ZM155 92H158V94H161L162 92H160V91H155ZM160 92V93H159ZM167 92V91H166ZM174 92V91H173ZM204 92H205V90H204ZM209 92V91H208ZM226 92H225V95L226 96H224V94H222L225 98L227 97V94H226ZM57 93V92H56ZM66 93V92H65ZM80 93V92H79ZM91 93V92H90ZM103 93V92H102ZM137 93H139V92H136V94ZM152 93V92H151ZM150 93V94H151ZM168 93V92H167ZM166 93V94H167ZM170 93H172V92H170ZM170 93H168V94H170ZM202 93H203V91H202ZM207 93V92H206ZM205 93V94H206ZM211 93V92H210ZM258 93V92H257ZM19 94V93H18ZM46 94V93H45ZM67 94H69V93H67ZM106 94H108V93H106ZM105 94V95H106ZM111 94V93H110ZM117 94V93H116ZM123 94H125V93H123ZM156 94V93H155ZM164 95H165V92L163 93ZM167 94V95H168ZM174 94H175V92H174ZM199 94H200V92H199ZM199 94H197V95H199ZM208 94V93H207ZM206 94V95H207ZM217 94V93H216ZM231 94V95H232ZM259 94V93H258ZM71 95V94H70ZM80 95V94H79ZM100 95V94H99ZM103 95V94H102ZM119 95H121V94H119ZM141 95V94H140ZM157 95V94H156ZM155 95V96H156ZM170 95H173V94H170ZM176 95V96H177ZM196 95V96H197ZM204 95V94H203ZM221 95V96H222ZM230 95V96H231ZM13 96H15L14 94H13ZM46 96V95H45ZM65 96H66V94H65ZM75 96V95H74ZM113 96V95H112ZM123 96V95H122ZM121 96V98H123ZM126 97H127V94L125 95ZM125 96H124V98H125ZM139 96V95H138ZM137 96V97H138ZM146 96V95H145ZM144 96V98H147V97H145ZM150 96V95H149ZM154 96V97H155ZM160 95H157V97L155 98V99H157L158 97H159ZM161 96H162V94H161ZM175 95H173L172 97H174ZM195 96V97H196ZM220 96V95H219ZM230 96L228 95V99L230 98ZM234 96V95H233ZM238 96V97H237ZM21 97V96H20ZM48 97V96H47ZM82 97V96H81ZM106 97V96H105ZM108 97V96H107ZM130 97H131V95H130ZM143 97V96H142ZM153 97V96H152ZM169 97H171V96H169ZM197 97H200L201 98V96L199 95V96H197ZM196 97V98H197ZM206 97V96H205ZM213 97V96H212ZM19 98V97H18ZM80 98V97H79ZM88 98V97H87ZM91 98V97H90ZM114 98V97H113ZM133 98V97H132ZM165 98H166V95H165ZM175 98H177V97H175ZM177 98V99H178ZM258 98V97H257ZM2 99V98H1ZM13 99H14V97H13ZM21 99V98H20ZM110 99V98H109ZM118 99L120 100V98L118 97ZM137 99V98H136ZM139 99V98H138ZM149 99H151V98H149ZM154 99V98H153ZM152 99V100H153ZM161 99V98H160ZM167 99H169L168 101H171L170 99L171 98H167ZM166 99V100H167ZM222 99H224L223 97H221V100ZM227 98L226 99H224L225 101L226 100H228ZM50 100V99H49ZM71 100H72V98H71ZM76 100V99H75ZM97 100V99H96ZM99 100V99H98ZM116 100H117V96H116ZM118 100V101H119ZM122 100H124V99H122ZM128 100V99H127ZM146 100V99H145ZM162 100H163V98H162ZM179 100V99H178ZM197 100V99H196ZM195 100V98H194V102L196 101ZM229 100H231V98L229 99ZM17 101H18V99H17ZM20 101V100H19ZM112 101H113V99H112ZM136 101V100H135ZM151 101V100H150ZM175 101V100H174ZM174 101L172 100V102L174 103ZM211 101V100H210ZM209 101V102H210ZM213 101V100H212ZM249 101V100H248ZM258 101V100H257ZM72 102V101H71ZM117 102V101H116ZM122 102V101H121ZM126 102V101H125ZM130 102V101H129ZM129 102H127V103H129ZM156 102V101H155ZM155 102H153V103H155ZM157 102H158V100H157ZM160 102V101H159ZM163 102H164V100H163ZM167 102V101H166ZM171 102V103H172ZM204 102V101H203ZM218 102V101H217ZM246 102V101H245ZM256 102V101H255ZM123 103V105H124V102H122ZM122 103H121V105H122ZM132 103H133V101H132ZM135 103H137V104H139L138 102H135ZM167 103H169V102H167ZM171 103H169V104H171ZM172 103V104H173ZM208 103V102H207ZM211 103V102H210ZM210 103H208V106H209V104ZM247 103V102H246ZM250 103V102H249ZM258 103V102H257ZM260 103V102H259ZM87 104V103H86ZM120 104V103H119ZM145 104V103H144ZM151 104V103H150ZM197 104H199V103H197ZM200 104H202V103H200ZM199 104V105H200ZM215 104V103H214ZM231 104V103H230ZM242 104H245V103H242ZM262 105H263V103H261ZM117 105H118V103H117ZM127 105V104H126ZM130 105V104H129ZM146 105V104H145ZM148 105V104H147ZM176 105V104H175ZM192 105H193V102H192ZM212 106H213V104H211ZM216 105V104H215ZM221 105V104H220ZM223 105V104H222ZM235 105V104H234ZM233 105V106H234ZM237 105V104H236ZM235 105V106H236ZM254 105V104H253ZM257 105V104H256ZM259 105V104H258ZM142 106V105H141ZM156 106V108H158L157 107V105H155ZM158 106L160 107L161 105H159L158 104ZM162 106H164V105H162ZM162 106H161V110L163 109L162 108ZM195 106V105H194ZM201 106V105H200ZM232 106V107H233ZM240 106V104H238L237 105V107L236 108H238ZM241 106H245V105H241ZM240 106V107H241ZM249 106V105H248ZM251 106H252V103H251ZM250 106V107H251ZM86 107V106H85ZM89 107V106H88ZM104 107V106H103ZM126 107V106H125ZM133 107V106H132ZM149 107V106H148ZM148 107H146V108H148ZM172 107V106H171ZM177 107H178V105H177ZM184 107H186V106H184ZM191 107V106H190ZM189 107V108H190ZM193 107V106H192ZM211 107V106H210ZM216 107V106H215ZM215 107H213V109L215 108ZM84 108V107H83ZM143 108H144V106H143ZM150 108V107H149ZM153 108H155L154 106H153ZM153 108L151 109V110H153ZM195 108H197V107H195ZM207 108V107H206ZM205 107H204V109H206ZM217 108V107H216ZM225 108V107H224ZM230 108V107H229ZM244 108V107H243ZM260 108V107H259ZM99 109V108H98ZM179 109H182L181 107H179ZM193 109H194V107H193ZM208 109H209V107H208ZM212 109V110H213ZM218 109V108H217ZM219 109H221V111H222V108H219ZM226 109V108H225ZM239 110H240V108H238ZM254 109V108H253ZM263 109V108H262ZM115 110V109H114ZM113 110V111H114ZM122 110V109H121ZM136 110V109H135ZM146 110V109H145ZM155 110H160V109H155ZM164 110H166V109H164ZM185 110V109H184ZM186 110H187V112H188V109L186 108ZM189 110H192V109H189ZM197 110V109H196ZM200 110V109H199ZM211 110V109H210ZM210 110H209V112H210ZM224 110V109H223ZM232 110V109H231ZM250 110V109H249ZM255 110V109H254ZM89 111H90V109H89ZM107 111V110H106ZM109 111V110H108ZM111 111H112V109H111ZM172 111V110H171ZM176 111V113H177V109L175 110ZM180 111V110H179ZM181 111H183V110H181ZM201 111H202V109H201ZM205 111V110H204ZM219 111V110H218ZM220 111V112H221ZM244 111V110H243ZM246 111V110H245ZM2 112V111H1ZM120 112V111H119ZM123 112H124V110H123ZM122 112V113H123ZM137 112V111H136ZM141 112H143V111H141ZM146 112V111H145ZM147 112H149L148 111V109H147ZM154 112V111H153ZM160 112V111H159ZM158 112V113H159ZM165 112V111H164ZM185 112V114H186V111H184ZM194 112V111H193ZM192 112V113H193ZM198 112V111H197ZM208 112V113H209ZM213 112V115H214V112H216V109H215V111H212ZM222 112H224V111H222ZM229 112V111H228ZM235 112V111H234ZM234 112H232V113H234ZM236 112H239V111H237V109H236ZM248 112V111H247ZM250 112V111H249ZM253 112V111H252ZM254 112H256V116L253 114V118L254 119H256L257 121H259L260 122V124H262V125H264V116H262L261 115V113H263V112H261L260 114H259V112L257 113V111H254ZM93 113V112H92ZM110 113V112H109ZM112 113V112H111ZM118 113V112H117ZM116 113V114H117ZM121 113V114H122ZM130 113V112H129ZM152 113V112H151ZM161 113V112H160ZM218 114H219V112H217ZM244 113V112H243ZM246 113V112H245ZM125 114V113H124ZM147 114H149V113H147ZM154 114H156L155 112H154ZM184 114V113H183ZM182 114V115H183ZM185 114H184V117H185ZM190 114V113H189ZM198 114V113H197ZM206 114H207V112H206ZM224 114V113H223ZM229 114V113H228ZM249 114H251V113H249ZM11 115V114H10ZM109 115V114H108ZM112 114H110V116H111ZM118 115V114H117ZM126 115V114H125ZM124 115V116H125ZM139 115V114H138ZM152 115V114H151ZM150 115V116H151ZM158 115V114H157ZM177 115H179V114H177ZM181 115V114H180ZM181 115V116H182ZM187 115V114H186ZM192 115V114H191ZM212 115V116H213ZM215 115H216V113H215ZM214 115V116H215ZM225 115H226V110H225ZM236 115V114H235ZM237 115H239V114H237ZM240 115H241V113H240ZM252 115V114H251ZM148 116V115H147ZM156 116V115H155ZM188 117H189V115H187ZM196 116V115H195ZM206 116V115H205ZM228 116V115H227ZM234 116V115H233ZM248 116H250V115H248ZM247 116V117H248ZM108 117V116H107ZM126 117V116H125ZM131 117V116H130ZM129 117V118H130ZM141 117V116H140ZM144 117V116H143ZM159 117V116H158ZM157 117V118H158ZM180 117V116H179ZM197 117V116H196ZM224 117V116H223ZM238 117V116H237ZM240 117V116H239ZM243 117V116H242ZM245 118H246V116H244ZM244 117H243V119H244ZM1 118V117H0ZM10 118V117H9ZM111 118V117H110ZM153 118V117H152ZM180 118H182V117H180ZM203 118V117H202ZM201 118V119H202ZM205 118V117H204ZM203 118V119H204ZM210 118V117H209ZM215 118H216V116H215ZM229 118V117H228ZM231 118V117H230ZM250 118V117H249ZM252 118V117H251ZM252 118V119H253ZM119 119V118H118ZM138 119V118H137ZM173 119V118H172ZM192 119H194V118H192ZM191 119V120H192ZM200 119V120H201ZM217 119V118H216ZM234 119V118H233ZM236 119V118H235ZM252 119H251V121H252ZM253 119V120H254ZM3 120H5V119H3ZM2 120V121H3ZM26 120V119H25ZM94 120V119H93ZM92 120V121H93ZM176 120V119H175ZM181 120V119H180ZM179 120V121H180ZM188 120V119H187ZM195 120V119H194ZM199 120V119H198ZM208 120V119H207ZM218 120V119H217ZM220 120V119H219ZM226 120V119H225ZM230 120V119H229ZM239 120V119H238ZM256 120H254L253 122H255ZM32 121V120H31ZM34 121V120H33ZM91 121V120H90ZM147 121V120H146ZM153 121V120H152ZM185 121V120H184ZM221 121V120H220ZM236 121V120H235ZM240 122H241V120H239ZM243 121V120H242ZM246 121H248L247 119H246ZM6 122V121H5ZM150 122V121H149ZM159 122V121H158ZM171 122V121H170ZM188 122V121H187ZM190 122V121H189ZM207 122V121H206ZM238 122V121H237ZM248 122H250V120L248 121ZM247 122V123H248ZM253 122H251V123H253ZM7 123V122H6ZM32 123V122H31ZM92 123V122H91ZM123 123H124V121H123ZM173 122H171V127H173L172 124ZM205 123V122H204ZM215 123V122H214ZM230 123V122H229ZM232 123H234V122H232ZM242 123H244V122H242ZM257 123V122H256ZM22 124V123H21ZM46 124V123H45ZM182 124V123H181ZM181 124H179V125H181ZM196 124V123H195ZM200 124V123H199ZM201 124H202V122H201ZM207 124V123H206ZM211 124V123H210ZM231 124V123H230ZM237 124V123H236ZM235 124V125H236ZM246 124V123H245ZM250 124V123H249ZM254 124V123H253ZM3 125V124H2ZM88 125V124H87ZM119 125V124H118ZM117 125V126H118ZM127 125V124H126ZM125 125V126H126ZM131 125V124H130ZM135 125V124H134ZM142 125V124H141ZM214 125V124H213ZM227 125V124H226ZM235 125H233V126H235ZM1 126V125H0ZM132 126V125H131ZM139 126V125H138ZM191 126V125H190ZM237 126V125H236ZM244 126V125H243ZM248 126V125H247ZM252 126V125H251ZM255 126H257V125H255ZM128 127V126H127ZM136 127V126H135ZM142 127H143V125H142ZM151 127V126H150ZM149 127V128H150ZM183 127V126H182ZM188 127V126H187ZM200 127V126H199ZM216 127V126H215ZM221 127V126H220ZM224 127H226V126H224ZM90 128V127H89ZM94 128V127H93ZM110 128V127H109ZM141 128V127H140ZM191 128H193V127H191ZM223 128V127H222ZM249 128V127H248ZM248 128H246V129H248ZM40 129V128H39ZM91 129V128H90ZM112 129V128H111ZM118 129V128H117ZM116 129V130H117ZM120 129V128H119ZM132 129H133V126H132ZM131 129V130H132ZM200 129V128H199ZM216 129H218V128H216ZM220 129V128H219ZM226 129V128H225ZM106 130V129H105ZM123 130V129H122ZM126 130H129V129H126ZM150 130V129H149ZM196 130H198L197 128H196ZM205 130V129H204ZM227 130V129H226ZM225 130V131H226ZM231 130V129H230ZM255 130V129H254ZM262 130V129H261ZM91 131V130H90ZM93 131V130H92ZM97 131V130H96ZM95 131V132H96ZM112 131V130H111ZM145 131V130H144ZM143 131V132H144ZM155 131H157V130H155ZM179 131V130H178ZM219 131H223V129L222 130H219ZM233 131V130H232ZM252 131H253V128H252ZM256 131V130H255ZM41 132V131H40ZM59 132V131H58ZM89 132V131H88ZM87 132V133H88ZM94 132V133H95ZM110 132V131H109ZM119 132V131H118ZM120 132H121V129H120ZM124 132V131H123ZM126 132V131H125ZM135 132H136V130H135ZM153 132V131H152ZM152 132L150 133V134H152ZM180 132V131H179ZM182 132V131H181ZM191 132V131H190ZM192 132H194V131H192ZM195 132H197V131H195ZM194 132V133H195ZM199 133H200V131H198ZM229 132V131H228ZM234 132V131H233ZM240 132V131H239ZM254 132V131H253ZM92 133V132H91ZM132 133V132H131ZM130 133V134H131ZM185 133V132H184ZM223 133V132H222ZM225 133H227V132H225ZM225 133H224V135H225ZM236 133H238V132H236ZM235 133V134H236ZM241 133V132H240ZM239 133V134H240ZM258 133V132H257ZM256 133V134H257ZM100 134V133H99ZM103 134V133H102ZM133 134V133H132ZM142 134V133H141ZM144 134V133H143ZM147 134V133H146ZM149 134V135H150ZM155 134V133H154ZM168 134H169V132H168ZM182 134V133H181ZM203 134H205V132L203 133ZM242 134V133H241ZM11 135V134H10ZM39 135V134H38ZM112 135V134H111ZM120 135V134H119ZM123 135V134H122ZM121 135V136H122ZM137 135V134H136ZM153 135V134H152ZM224 135H222V137L224 136ZM229 135V134H228ZM231 135H233V134H231ZM248 135H249V133H248ZM247 135V137H249L250 138V136H248ZM255 135V134H254ZM262 135V134H261ZM32 136V135H31ZM37 136V135H36ZM89 136V135H88ZM103 136V135H102ZM118 136V135H117ZM130 136V135H129ZM135 136V135H134ZM204 136V135H203ZM264 136V135H263ZM30 137V136H29ZM34 136H32V138H33ZM92 137V136H91ZM98 137V136H97ZM126 137V136H125ZM138 137V136H137ZM136 137V138H137ZM142 137H144V136H142ZM146 137H148V135L146 136ZM146 137H145V139H146ZM165 137H166V135H165ZM169 137V136H168ZM175 137V136H174ZM178 136H176V138H177ZM182 137H183V135H182ZM185 137V136H184ZM226 137V136H225ZM234 137V136H233ZM255 137V136H254ZM86 138V137H85ZM132 138V137H131ZM150 138V137H149ZM173 138V137H172ZM197 137H195V139H196ZM229 138V137H228ZM257 137H255V139H256ZM90 139V138H89ZM93 139H94V137H93ZM97 139H100V137H98ZM118 139H119V137H118ZM123 139V138H122ZM128 140H129V138H127ZM133 139V138H132ZM174 139V138H173ZM239 139V138H238ZM263 139V138H262ZM86 141H88L87 139H85ZM138 140V139H137ZM136 140V142L138 143V141ZM143 140H144V138H143ZM167 140V139H166ZM199 140V139H198ZM197 140V141H198ZM249 140V139H248ZM248 140H246L247 142H248ZM96 141V140H95ZM104 141H106L107 142V140H104ZM109 141V140H108ZM130 141V140H129ZM171 141V140H170ZM185 141V140H184ZM183 141V142H184ZM254 141V140H253ZM252 141V142H253ZM258 141H259V139H258ZM99 142V141H98ZM101 142V141H100ZM113 142H114V140H113ZM152 143H153V141H151ZM156 142V141H155ZM194 142V141H193ZM201 142V141H200ZM246 142V143H247ZM148 143V142H147ZM161 143V142H160ZM164 143V142H163ZM178 143V142H177ZM198 143V142H197ZM229 143V142H228ZM234 143V142H233ZM236 143H238L237 141H236ZM243 143V142H242ZM245 143V144H246ZM250 143H251V141H250ZM259 143V142H258ZM86 144V143H85ZM84 144V145H85ZM109 144V143H108ZM121 144V143H120ZM119 144V145H120ZM132 144V143H131ZM139 144V143H138ZM141 144H142V142H141ZM169 144V143H168ZM182 144V143H181ZM187 144H189L188 142H187ZM202 144V143H201ZM222 144V143H221ZM227 144V143H226ZM249 144V143H248ZM93 145V144H92ZM101 145V144H100ZM111 145H112V142H111ZM118 145V144H117ZM126 145V144H125ZM161 145V144H160ZM179 145V144H178ZM198 145V144H197ZM206 145H207V143H206ZM212 145H215V144H212ZM88 146V145H87ZM94 146V145H93ZM97 146V145H96ZM124 146V145H123ZM122 146V147H123ZM136 146V145H135ZM146 146H148V145H146ZM188 146V145H187ZM186 146V147H187ZM192 146V145H191ZM201 146V145H200ZM222 146V145H221ZM241 146V145H240ZM253 146H255V145H253ZM92 147V146H91ZM106 147H108V146H106ZM112 147V146H111ZM134 147V146H133ZM158 147V146H157ZM164 147H165V145H164ZM172 147V146H171ZM178 147V146H177ZM176 147V148H177ZM179 147H180V145H179ZM230 147V146H229ZM232 147V146H231ZM256 147V146H255ZM86 148V147H85ZM132 148V147H131ZM139 148V147H138ZM169 148V147H168ZM168 148H165V149H168ZM194 148V147H193ZM219 148V147H218ZM225 148V146H222V148L221 149H224ZM236 148V147H235ZM245 148V147H244ZM88 149V148H87ZM92 149V148H91ZM123 149V148H122ZM135 149V148H134ZM143 149H145V147L143 148ZM159 149V148H158ZM161 149V148H160ZM181 149H183V148H181ZM201 149V148H200ZM206 149V148H205ZM209 149V148H208ZM220 149V148H219ZM227 149V148H226ZM253 149H254V147H253ZM218 150V149H217ZM243 150V149H242ZM90 151V150H89ZM95 151V150H94ZM108 151V150H107ZM133 151V150H132ZM135 151V150H134ZM155 151V150H154ZM167 151H169V149L167 150ZM174 151H175V149H174ZM193 151V150H192ZM200 151V150H199ZM212 151V150H211ZM224 151V150H223ZM228 151H229V149H228ZM235 151V150H234ZM240 152H241V150H239ZM93 152V151H92ZM109 152V151H108ZM129 152V151H128ZM136 152H137V150H136ZM166 152V151H165ZM203 152H206V150L205 151H203ZM225 152V151H224ZM246 152V151H245ZM120 153H123V152H120ZM159 153V152H158ZM168 153H171V151L170 152H168ZM167 153V154H168ZM174 153V152H173ZM176 153V152H175ZM182 153V152H181ZM192 153V152H191ZM209 153V152H208ZM234 153V152H233ZM257 153V152H256ZM105 154H106V152H105ZM109 154V153H108ZM127 154V153H126ZM125 154V155H126ZM135 154V153H134ZM156 154H157V152H156ZM160 154V153H159ZM172 154V153H171ZM193 154V153H192ZM200 154V153H199ZM210 154V153H209ZM211 154H213V152L211 153ZM217 154V153H216ZM236 154V153H235ZM241 154H243V153H241ZM122 155V154H121ZM120 155V156H121ZM140 155V154H139ZM163 155V154H162ZM165 155V154H164ZM177 155V154H176ZM214 155V154H213ZM228 155V154H227ZM237 155V154H236ZM236 155H235V157H236ZM260 155V154H259ZM258 155V156H259ZM136 156V155H135ZM141 156V155H140ZM139 156V157H140ZM145 156V155H144ZM143 156V157H144ZM150 156V155H149ZM155 156V155H154ZM160 156V155H159ZM175 156V155H174ZM178 156V155H177ZM181 156H182V154H181ZM200 156V155H199ZM218 156H221V155H218ZM233 156H234V154H233ZM237 156H239V154L237 155ZM118 157H119V155H118ZM146 157V156H145ZM161 157V156H160ZM194 157V156H193ZM197 157V156H196ZM201 157V156H200ZM199 157V158H200ZM203 157V156H202ZM206 157V156H205ZM209 157V156H208ZM262 157V156H261ZM124 158V157H123ZM128 158V157H127ZM171 158H172V156H171ZM175 158V157H174ZM186 158V157H185ZM195 158V157H194ZM198 158V159H199ZM210 158V157H209ZM213 158H215V157H213ZM212 158V159H213ZM217 158V157H216ZM221 158V157H220ZM229 158H230V156H229ZM232 158V157H231ZM240 158H243V156H240ZM244 158H245V156H244ZM250 158V157H249ZM126 159V158H125ZM156 159H157V157H156ZM187 159V158H186ZM202 159V158H201ZM200 159V160H201ZM206 159V158H205ZM219 159V158H218ZM236 159V158H235ZM252 159L254 160V157H252ZM252 159H250V160H252ZM123 160V159H122ZM132 160V159H131ZM147 160V159H146ZM146 160H144V161H146ZM161 160V159H160ZM164 160V159H163ZM172 160V159H171ZM177 160H178V158H177ZM179 160H180V158H179ZM214 160H217V159H214ZM227 160V159H226ZM230 160V159H229ZM246 160H248V159H246ZM252 160V161H253ZM257 160V159H256ZM127 161V160H126ZM157 161H159V160H157ZM174 161V160H173ZM181 161V160H180ZM187 161V160H186ZM194 161V160H193ZM192 161V162H193ZM201 161H205V160H201ZM201 161H199V162H201ZM241 162H242V160H240ZM146 162H149V160L148 161H146ZM197 162V161H196ZM228 162V161H227ZM226 162V163H227ZM231 162V161H230ZM237 162H239L238 160H237ZM151 163H152V161H151ZM163 163V162H162ZM174 163V162H173ZM176 163V162H175ZM182 163V162H181ZM198 163V162H197ZM196 163V164H197ZM205 163V162H204ZM208 163V162H207ZM210 163V162H209ZM208 163V164H209ZM222 163V162H221ZM236 163V162H235ZM243 163V162H242ZM158 164V163H157ZM176 164H178V163H176ZM189 164H190V162H189ZM193 164V163H192ZM207 164V165H208ZM210 164H212V163H210ZM214 164V163H213ZM233 164V163H232ZM247 164V163H246ZM153 165V164H152ZM156 165V164H155ZM186 166L188 165V164H185ZM206 165V164H205ZM221 165V164H220ZM219 165V166H220ZM238 165V164H237ZM243 165V164H242ZM248 165V164H247ZM116 166V165H115ZM169 166H171V165H169ZM180 166V165H179ZM182 166V165H181ZM190 166V165H189ZM189 166H187V167H189ZM193 166V165H192ZM192 166H191V169H192ZM196 166V165H195ZM202 166V165H201ZM234 166V165H233ZM239 166V165H238ZM244 167H246L245 165H243ZM264 165H262V167H263ZM206 167V166H205ZM204 167V168H205ZM217 166H215V167H213V168H216ZM222 167V166H221ZM240 167H241V165H240ZM252 167V166H251ZM261 167V168H262ZM166 168V167H165ZM171 168L172 169H170V168H168V169H170V170H175V169H177L178 170V168H177V166L176 165H174V167L173 166H171ZM183 168H184V166H183ZM220 168V167H219ZM247 168V167H246ZM162 169H164L163 167H162ZM161 169V170H162ZM180 169H181V167H180ZM199 169V168H198ZM206 169H208V168H206ZM211 170V169H210ZM217 170V169H216ZM226 170H227V168H226ZM237 170V169H236ZM235 170V171H236ZM246 170V169H245ZM260 170V169H259ZM262 170V169H261ZM263 170H264V168H263ZM193 171V170H192ZM194 171H196V170H194ZM198 171V170H197ZM196 171V172H197ZM213 171V170H212ZM229 171V170H228ZM227 171V172H228ZM199 172V171H198ZM197 172V173H198ZM202 172H204V171H202ZM206 172V171H205ZM204 172V173H205ZM223 172V171H222ZM261 172V171H260ZM182 173V172H181ZM214 173V172H213ZM221 173V172H220ZM224 173V172H223ZM233 173V172H232ZM203 174V173H202ZM230 174H231V172H230ZM264 174V173H263ZM223 175V174H222ZM254 175V174H253ZM150 176V175H149ZM159 176V175H158ZM165 176V175H164ZM163 176V177H164ZM167 176V175H166ZM232 176V175H231ZM173 177V176H172ZM175 177V176H174ZM193 177V176H192ZM216 177V176H215ZM241 177V176H240ZM249 177H250V175H249ZM252 177L253 176H251V179H252ZM256 178L258 177V176H255ZM158 178V177H157ZM196 178V177H195ZM194 178V179H195ZM247 178V177H246ZM255 178V179H256ZM152 179H153V177H152ZM161 179V178H160ZM173 179H175L176 180V177L175 178H173ZM209 179V178H208ZM239 180H240V178H238ZM250 179V180H251ZM261 179V178H260ZM159 180V179H158ZM157 180V181H158ZM163 180V179H162ZM170 180V179H169ZM172 180V179H171ZM203 180V179H202ZM213 180H215L214 178H213ZM212 180V181H213ZM217 180V179H216ZM226 180V179H225ZM248 180V179H247ZM253 180V179H252ZM167 181V180H166ZM228 181V180H227ZM236 181V180H235ZM238 181V180H237ZM151 182V181H150ZM172 182H174V181H172ZM176 182H178L177 180H176ZM192 182V181H191ZM204 182V181H203ZM202 182V183H203ZM215 182V181H214ZM258 182H260V181H258ZM152 183V182H151ZM150 183V184H151ZM161 183V182H160ZM165 183V182H164ZM168 183V182H167ZM171 183V182H170ZM208 183V182H207ZM226 183V182H225ZM241 183V182H240ZM175 184V183H174ZM254 184V183H253ZM262 184H264V183H262ZM189 185V184H188ZM195 185H196V183H195ZM221 185V184H220ZM226 185V184H225ZM239 185V184H238ZM257 185V184H256ZM159 186H160V184H159ZM169 186V185H168ZM191 186V185H190ZM224 186V185H223ZM246 186H248V185H246ZM245 186V187H246ZM254 186V185H253ZM264 186V185H263ZM152 187V186H151ZM154 187V186H153ZM152 187V188H153ZM167 187V186H166ZM178 187V186H177ZM192 187V186H191ZM197 187V186H196ZM199 187V186H198ZM211 187V186H210ZM215 187V186H214ZM218 187V186H217ZM221 187V186H220ZM242 187V186H241ZM261 187H262V185H261ZM165 188V187H164ZM172 188H173V185H172ZM190 188V187H189ZM204 188V187H203ZM207 188V187H206ZM226 188H227V186H226ZM259 188V187H258ZM175 189V188H174ZM173 189V190H174ZM210 189V188H209ZM208 189V190H209ZM214 188H212V189H210V190H213ZM255 189H257V188H255ZM155 189H153V191H154ZM176 190V189H175ZM192 190H193V188H192ZM204 190V189H203ZM207 190V189H206ZM209 190V191H210ZM229 190V189H228ZM248 190V189H247ZM251 190V189H250ZM147 191V190H146ZM148 191H149V189H148ZM169 191V190H168ZM187 191H189L188 189H187ZM195 191V190H194ZM218 191V190H217ZM256 191V190H255ZM197 192V191H196ZM195 192V193H196ZM258 192H260V191H258ZM262 192V191H261ZM264 192V191H263ZM149 193V192H148ZM152 193V192H151ZM150 193V194H151ZM154 193H156V192H154ZM153 193V194H154ZM158 193V192H157ZM166 193H167V191H166ZM178 193V192H177ZM188 193V192H187ZM198 193V192H197ZM218 193V192H217ZM219 193H221V192H219ZM245 193V192H244ZM257 193V192H256ZM159 194V193H158ZM164 194V193H163ZM173 194V193H172ZM175 194V193H174ZM189 194V193H188ZM194 194V193H193ZM201 194V193H200ZM231 194V193H230ZM242 194V193H241ZM247 194V193H246ZM250 194V193H249ZM254 194V193H253ZM264 194V193H263ZM197 195V194H196ZM212 195V194H211ZM218 195H220V194H218ZM223 195V194H222ZM151 196V195H150ZM164 196V195H163ZM162 196V197H163ZM170 196V195H169ZM173 196V195H172ZM205 196H206V194H205ZM204 195H203V197H205ZM258 196V195H257ZM260 196H262V195H260ZM174 197V196H173ZM193 197V196H192ZM196 197V196H195ZM209 197V196H208ZM244 197H246L245 195H244ZM181 198V197H180ZM237 198H239V197H237ZM251 198H252V196H251ZM259 198V197H258ZM263 198V197H262ZM178 199V198H177ZM193 199V198H192ZM198 199V198H197ZM200 199V198H199ZM202 199H204V198H202ZM233 199H236V198H233ZM240 199H241V197H240ZM261 199V198H260ZM264 199V198H263ZM157 200H159V199H157ZM245 200H246V198H245ZM244 200V201H245ZM249 200V199H248ZM262 200V199H261ZM198 201V200H197ZM232 201V200H231ZM234 201V200H233ZM238 201V200H237ZM241 201L242 200H239L238 202H240L241 203ZM251 201V200H250ZM253 201V200H252ZM251 201V202H252ZM246 202H248L249 203V201H246ZM257 202V201H256ZM155 203H157V202H155ZM192 203H193V201H192ZM235 203H236V201H235ZM252 203H255V202H252ZM258 203V202H257ZM260 203V202H259ZM242 204H244V202L242 203ZM247 204V203H246ZM256 204V203H255ZM262 204H264V200L262 201ZM152 205V204H151ZM240 205V204H239ZM254 205V204H253ZM249 206V205H248ZM259 206H260V204H259ZM228 207V206H227ZM226 207V208H227ZM262 208H263V206H262ZM239 209H241V208H239ZM249 209V208H248ZM252 209V208H251ZM264 209V208H263ZM222 210V209H221ZM225 210V209H224ZM232 210V209H231ZM236 210V209H235ZM244 210V209H243ZM246 210V209H245ZM257 210V209H256ZM158 211V210H157ZM219 211V210H218ZM230 211V210H229ZM242 211V210H241ZM248 211V210H247ZM253 211V210H252ZM187 212V211H186ZM211 212V211H210ZM240 212V211H239ZM250 212H251V210H250ZM226 213V212H225ZM245 213H247V212H245ZM255 213H257V212H255ZM259 213H262V212H260L259 211ZM187 214V213H186ZM185 214V215H186ZM217 214V213H216ZM228 214H230V213H228ZM240 214V213H239ZM249 214V213H248ZM263 214V213H262ZM187 215H189V214H187ZM221 216L223 215V214H220ZM219 215V216H220ZM225 215V214H224ZM227 215V214H226ZM236 215H238V214H236ZM243 215V214H242ZM205 216H207V215H205ZM214 216L216 217V215L214 214ZM213 216V217H214ZM218 216V217H219ZM229 216V215H228ZM232 216V215H231ZM244 216V215H243ZM184 217V216H183ZM197 217V216H196ZM245 217V216H244ZM243 217V218H244ZM263 217V216H262ZM186 218V217H185ZM212 218V217H211ZM237 218V217H236ZM236 218H235V220H236ZM239 218V217H238ZM237 218V219H238ZM188 219V218H187ZM193 219V218H192ZM197 219V218H196ZM216 219V218H215ZM228 220H229V218H227ZM250 219V218H249ZM257 219H259V218H257ZM256 219V220H257ZM264 219V217L261 219V221ZM212 220H214V219H212ZM221 220V219H220ZM228 220L226 221V222H228ZM239 220V219H238ZM244 220V219H243ZM260 220V219H259ZM258 220V221H259ZM180 221V220H179ZM251 221V220H250ZM257 221V222H258ZM212 222V221H211ZM214 222V221H213ZM212 222V223H213ZM236 222V221H235ZM244 222V221H243ZM248 222V221H247ZM252 222H253V220H252ZM264 222V221H263ZM262 222V223H263ZM203 223H205V222H203ZM215 223V222H214ZM233 223V222H232ZM250 223V222H249ZM256 223V222H255ZM259 223V222H258ZM261 223V222H260ZM261 223V224H262ZM247 224V223H246ZM261 224L260 225H258L259 227H256V231H254V233L253 232H251V233H248V234H251V235H248V236H251V237H249V238H247L248 236H246V240H247V243H246V241H243V243L245 242V244H242V239H241V237H237L238 235H237V233H235L234 232V234H232L231 235V240L232 241H230V237H229V240H228V242H230V244L232 245V247H231V245H230V249L228 250V249H225L224 248V246H225V244L223 243V241H221V239L223 240V238H220V241L222 242V243H217V241H216V243L217 244H212V243H210V245L209 246H206V245H208L209 243V240H210V238H209V240H208V242H207V244L205 245L203 242H202V244H198V245H196V246H194V244H193V246H192V248H196V250H197V248H199V250H201V251H199L200 253H201V255L203 256L202 258H201V263L202 264H264V237H263V235H262V233L264 232V226L262 227L261 226ZM174 225V224H173ZM204 225V224H203ZM218 225V224H217ZM252 225V224H251ZM171 226V225H170ZM216 226V225H215ZM221 226V225H220ZM232 226H234V225H232ZM243 226V225H242ZM253 226V225H252ZM252 226H250V227H252ZM257 226V225H256ZM197 227V226H196ZM200 227V226H199ZM213 227V226H212ZM227 227V226H226ZM238 227V226H237ZM237 227H236V231L238 230L237 229ZM247 227H249L248 225H247ZM198 228V227H197ZM219 228V227H218ZM225 228V227H224ZM223 228V229H224ZM228 228H230V227H228ZM246 228V227H245ZM244 228V229H245ZM163 229V228H162ZM175 229V228H174ZM208 229V228H207ZM211 229H214V228H211ZM216 229V228H215ZM214 229V230H215ZM220 229V228H219ZM226 229V228H225ZM167 230H168V228H167ZM188 230V229H187ZM190 230V229H189ZM231 230V229H230ZM232 230H233V228H232ZM231 230V231H232ZM243 230V229H242ZM176 231V230H175ZM202 231V230H201ZM224 231V230H223ZM229 231V230H228ZM228 231H227V234H228ZM247 231V230H246ZM250 231H251V228H250ZM253 231V230H252ZM202 232H204V231H202ZM206 232V231H205ZM221 232V231H220ZM230 232V231H229ZM233 232V231H232ZM245 234H247L245 231H243ZM249 232V231H248ZM198 234H200L199 232H197ZM216 233V232H215ZM194 234V233H193ZM214 234V233H213ZM242 234V233H241ZM240 234V235H241ZM190 235H191V233H190ZM197 235V234H196ZM205 235V234H204ZM222 235V234H221ZM235 235H237L236 237H235ZM195 236V235H194ZM199 236V235H198ZM208 236V235H207ZM212 236V235H211ZM215 235H213V237H214ZM242 236V235H241ZM212 237V238H213ZM217 237H218V235H217ZM261 237H263V238H261ZM198 238V237H197ZM203 238H205V237H203ZM227 238V237H226ZM237 238H239V240L237 239ZM196 239V238H195ZM199 239V238H198ZM213 239H215V238H213ZM203 240H206L207 241V239H203ZM212 240V239H211ZM241 240V241H240ZM243 240H245V239H243ZM192 241H194V240H192ZM201 241V240H200ZM220 241H218V242H220ZM225 241V240H224ZM253 241V242H252ZM154 243V242H153ZM157 243V242H156ZM162 243V242H161ZM193 243H195V242H193ZM225 243H227V242H225ZM172 244H173V242H172ZM179 244H181V243H179ZM185 244V243H184ZM188 244V243H187ZM204 244V245H203ZM222 244H224V246L222 245ZM248 244H249V246H248ZM169 245V244H168ZM183 245V244H182ZM190 245V244H189ZM188 245V246H189ZM160 246V245H159ZM170 246V245H169ZM178 247V246H177ZM180 247V246H179ZM181 249H183V248H181ZM198 252V253H199ZM196 251H195V255H196ZM199 253V254H200ZM173 257H175V256H173ZM169 258V257H168ZM197 258V257H196ZM260 259H263V261L262 262H260ZM169 260V259H168ZM171 260V259H170ZM192 261V260H191ZM190 262V261H189ZM195 262V261H194ZM160 263V262H159ZM168 263V262H167ZM172 263H173V260H172ZM171 263V264H172ZM180 263V262H179ZM181 263H183V262H181ZM185 263V262H184ZM192 263V262H191ZM178 264V263H177ZM194 264V263H193Z\"/></svg>",
    "mask_w": 264,
    "mask_h": 264
}]
</instances>
